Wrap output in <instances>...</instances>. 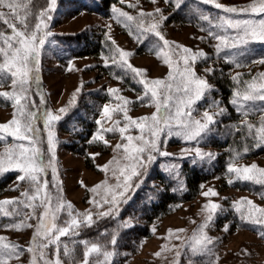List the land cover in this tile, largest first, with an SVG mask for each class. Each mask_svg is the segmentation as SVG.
I'll list each match as a JSON object with an SVG mask.
<instances>
[{"label": "rangeland", "instance_id": "374dc122", "mask_svg": "<svg viewBox=\"0 0 264 264\" xmlns=\"http://www.w3.org/2000/svg\"><path fill=\"white\" fill-rule=\"evenodd\" d=\"M115 1L106 8L100 7L99 3L103 5L97 0H55V5L48 12L51 19L45 17L47 27L43 31L50 35L45 37V43L41 48L38 73L40 81L38 90L43 94L44 103L41 104L40 96L36 95V85L32 88V99L36 101L41 112L51 111L53 114L60 115L61 119L54 121L51 125L56 141L54 166L57 178L53 181V172L49 167L45 174H42V179L46 178L49 182L47 191L53 197V206L56 205L58 197L63 204L72 205L73 215L90 212L93 217L92 225L81 226L77 229V235H66L60 238L58 243L62 264H82L85 246L81 243V252L75 248V245L81 241H86L89 245L101 246L102 252L114 253L106 264H264V235H262L264 225L252 224L242 219L234 207L241 199H247L258 207L264 208V198H262L264 185L237 180L234 173L227 171L229 165L232 164L236 167L255 164L258 168L264 169V147L261 150L256 149L247 157L243 155L226 157L225 167L214 166L212 169L216 160L224 159L223 153L226 151V148L217 147L214 144L216 137L219 136L217 131L219 130L218 133L226 137H231L238 127H234V121L230 119L224 97L210 79L215 69H221L225 65L226 74H230L233 78L238 76V80L234 79L236 86L229 97L230 103L235 98V93L243 92L247 84L254 81L258 84L264 83V78L260 76L264 73V63H261L264 61V42H250L247 45H241L238 49H225L217 55L215 45L219 41L208 34L211 30L219 35H235L233 29H228L225 33L213 27L221 17L233 20H260L264 19V14L227 13L223 8H216L214 3L205 4L202 0H181L178 7L176 0H168V2L156 0L155 3L152 0ZM50 2L51 0L49 4ZM215 2L225 7L239 9L246 7L253 0H215ZM129 5H136V7H129ZM48 7L49 5L46 9ZM157 8L161 10L159 14L156 13ZM114 9L127 12L133 17H138L141 11L154 13L155 19L145 17V26L158 20L161 14L166 17L159 27L161 34L169 41L170 49L166 51H170L171 54L172 51L188 48L192 52L203 51L207 56V59H198L193 67L196 75L206 79L213 90L206 92L204 97L193 105L192 117L201 119L206 110L214 114L218 111L217 105L226 111L223 115L215 116L216 123L210 125L212 130L207 134H202L197 140L186 141L182 136L168 137L162 133L160 151L167 152L169 155L153 153L155 160L148 165L146 170H140V176L132 178L131 187L125 192L124 197H118V212L100 217L98 213L108 211L110 207L109 204L104 203V199L111 200L114 193L124 191L123 187H117L118 184H123L124 177L120 176L117 165L110 162L114 159L120 160V167L129 163L123 160V150H117L115 147L117 144L126 143L121 139L118 131L102 133L104 139L108 141L107 144L104 141L93 139L101 131V125L104 128L111 127L114 120L120 119V126H123L122 114H113L112 120L102 118L105 105L116 107L121 103L108 90L118 89V95L131 101L128 105V114L134 119L150 117L156 111L155 106L151 104L150 97L138 100V97L144 93L143 85L139 83L140 78L134 77L130 71H125L112 63L111 56L115 48L119 47L131 53L127 58L129 63L141 70L144 73L142 78L149 81L161 79L168 83L170 82L169 73L175 74L176 69L175 64L170 68L164 63L163 57L157 55L163 47V42L159 41L158 37L152 33L141 35L135 28V21L128 22L124 17H119L121 22L118 23L116 19L118 13L114 12ZM0 11L7 12L8 10L0 9ZM201 16H208L212 24L201 19ZM13 22L18 24L17 21ZM29 24L32 27L35 25L31 20ZM0 30L8 35L11 34V30L7 29L3 23H0ZM138 35L141 36L139 41L136 39ZM88 42L94 44L93 50L88 46ZM106 58L108 59L107 66L105 65ZM172 58L174 61L179 59L177 56ZM179 63L182 68L183 61ZM208 68L214 71L208 74L205 71ZM9 83L6 82L3 87H0V91H11ZM246 104L253 106L245 109L248 111L247 116L231 103L234 110L239 113L241 122L247 120L259 125L261 116L264 115V101H249ZM12 105L11 100L0 97V124L10 122L14 118ZM60 109H66V111L60 112ZM73 111H76L77 115L70 122L68 119L62 123ZM97 120H100L101 124H98ZM82 121L88 122L89 127L87 123L82 125ZM36 124L41 130L42 142L38 146L44 150L47 161L51 158V154L47 152V133L44 130L43 120H37ZM63 125H70V130L66 131ZM130 134L136 136L139 135V131L133 128ZM0 135L4 134L0 133ZM17 143L21 142L14 141L10 136L6 137L5 140L0 141V151H3L5 145L12 146ZM22 143L27 144L26 141ZM197 148L206 154L203 159L196 156L195 149ZM186 149L188 151H185ZM207 154H211L212 158H209ZM88 157L90 159H87ZM187 159L193 163L199 162L201 164L199 170L203 173L207 172L208 178L204 180L193 199L178 204L175 210L155 222L152 234L142 239L135 252L121 251L116 244L110 243L114 236L117 240V231L110 236V240L97 242L80 238L83 229L96 227L101 220L116 218L120 222L118 218L124 206L134 191L145 183L154 168L163 172L167 182L171 177L178 179L181 164ZM21 174L18 170L0 173V202L17 201L16 204L5 207L9 212L16 208L22 213L18 216H4L0 213V237L6 238V242L10 244L18 245L21 251L19 259L13 258L9 264H32L34 256L36 264H44V259L54 261L57 245L49 244L47 248L41 249L39 245L47 243V240L42 237H36L35 241L33 240L43 208L37 207L34 212L35 218H33V210L24 206L25 197L22 193L30 192L31 189L29 181L17 179ZM230 180L231 183H229ZM181 181L180 186L185 188L182 178ZM222 181H225L223 188L221 187ZM98 185L100 187L97 191H92ZM209 189L217 195L205 196L203 193L208 192ZM94 202H99L102 207H98ZM34 203L39 205L40 201L37 200ZM209 203L220 205V209L213 214L211 222L204 229L205 234L212 241L207 246L210 251L193 254L188 247L182 245H186L200 225L205 223L209 214L205 205ZM237 215L248 225L240 223L241 219L239 220ZM45 219L50 221V217ZM69 220L68 211L65 209L57 214L55 224L57 227H65L67 226L65 222ZM20 223L31 224L32 227L25 226L20 230L6 227ZM106 230V228L103 229V232L108 233ZM64 245H67L71 252L68 256L64 255ZM29 247H33L34 252L27 251ZM177 250L180 252L178 258ZM41 251L44 259H40ZM104 261L102 254H92L89 257V264Z\"/></svg>", "mask_w": 264, "mask_h": 264}, {"label": "snow or ice", "instance_id": "6c2138e0", "mask_svg": "<svg viewBox=\"0 0 264 264\" xmlns=\"http://www.w3.org/2000/svg\"><path fill=\"white\" fill-rule=\"evenodd\" d=\"M123 2V0H121ZM153 3L156 0H152ZM168 2V0H166ZM177 7L181 0H176ZM203 3H214L216 8H223L227 13H248L251 12L256 15L264 14V0H253L252 3L243 8L225 7L220 3H216L215 0H202ZM32 0H0V9H7L8 11H0V22L6 25L7 29L11 30V34H6L5 31L0 30V87H3L6 82H10L9 86L11 91H0V97L13 102L14 118L10 122L0 124V141L6 139V137H12L14 141H20L21 143L14 144L12 146L5 145L3 151H0V173L9 170H18L22 173L17 177L19 181H29L31 191L22 193L25 197L24 206L31 208L34 212L37 207H42L43 212L40 216V223L36 228V237H42L47 240V243L39 245L41 249L47 248L49 244L57 245V254L54 261L44 259V254L41 251L40 259H44V264H62L59 254V241L60 238L66 235H77L81 226H91L93 223V217L90 212L88 213H76L73 215L72 205H67L59 201L57 197V203L55 206L52 204L53 197L50 192L47 191L48 180L42 179V174H45L46 169L51 167L53 172V181H56V169L55 162V135L52 131L51 125L54 121L61 119L60 115L53 114L51 111H40L36 105V101L32 99L33 85L37 86L36 95L40 96V103H44L43 94L39 92V70H40V53L41 48L45 43V37L50 33L44 32L43 29L47 27L45 23V17L51 19L48 16V12L51 11L55 5V0H51L48 9L40 11L36 17L38 22L34 27L29 24V17L32 15L29 5ZM129 7H136V5H129ZM160 9H156V13H160ZM114 12L118 13L116 19L117 22H121L119 17L126 18V21H135V28L143 35L144 33H152L159 38V41L163 42V47L157 52L158 56H162L164 63L170 68L176 65L175 74L169 73V81L166 83L164 80H147L142 78L144 73L133 67L128 57L131 55L128 51L122 50L116 47L111 61L117 67L130 71L134 74V77H139V83L143 85L144 93L138 97V100H144L145 97H150L151 104L155 106L156 111L150 117H143L140 119L132 118L128 112V105L131 103L128 99L118 95V89H109L108 91L115 96L121 103L116 107H110L105 105L103 107V119L112 120L113 114H122L123 126L121 127V120L116 119L113 121V126L104 128L101 125V131L96 134L94 140L104 141L103 132H119L122 140L126 143L117 144L115 147L117 150H123V160L129 163L120 167V160H115L110 163H115L120 176L124 177L123 184H118L117 187H123L124 191L114 193L111 200L104 199V203L109 204L108 211L99 212L100 217H105L118 212V197H124L125 192L131 187L130 181L133 177L141 175V169L146 170L148 165L155 160L153 153L159 152L160 155H169L167 152L160 151V136L165 134L168 137L172 135L182 136L186 141H194L200 138L202 134H207L212 129L210 125L216 123L215 116L223 115L226 109L217 105L218 111L214 114H210L208 110L204 111L201 119H194L192 117L193 105L200 101L206 92L212 91V86L204 78L198 77L194 71V64L198 59H207L206 54L203 51L192 52L188 48H181L179 51H166L170 49L169 41L159 31L160 24L166 17L160 15L159 19L148 26H145V17H151L155 19L154 13H145L141 11L138 17H133L127 12L119 9H114ZM201 19L212 21L208 16H201ZM13 21H17L14 23ZM19 25V26H18ZM213 27L220 29L223 32H227L228 29L235 30V35H219L209 30V36L219 41L215 45L216 53L219 55L225 49H238L241 45H247L250 42L260 41L264 42V19L251 20V19H237L219 18V22ZM131 34V30H130ZM140 35L136 37L139 41ZM115 42L113 41V44ZM179 47V46H177ZM173 56L179 57L174 61ZM183 61L182 68L180 67V61ZM235 62V61H231ZM264 63V61H261ZM105 65H108V59H105ZM237 66L238 62H237ZM208 74H211L214 69H205ZM261 78H264V73L260 74ZM238 80V76L234 77ZM79 91V89H78ZM175 93V95H174ZM264 101V83H256L255 81L247 84L246 89L241 92L235 93V98L231 100L233 105L237 106L238 111H242L245 116L248 115L247 107H253L247 105L246 102L252 101ZM215 103V102H214ZM151 106V105H150ZM60 112H65L66 109H60ZM37 120H43L44 130L47 133L46 143L47 152L51 154V158L45 160V152L38 145L42 142L40 138V128L37 127ZM98 124H101L100 120H97ZM244 128L247 129L248 134L253 136L256 141L255 147H264V115L261 116L259 125H253L245 120L243 122ZM135 128L139 131V135L133 136L130 134L131 130ZM239 130V129H237ZM126 133H129L126 135ZM254 133V135H253ZM26 141L27 144L22 143ZM185 151H188L187 149ZM248 149L245 148V152ZM196 156L203 159L205 153L201 152L199 148L195 149ZM209 158H212L211 154H207ZM227 171L234 173L235 178L241 181H251L255 184L264 185V169L258 168L257 165L252 164L250 166L236 167L234 164L229 165ZM130 173V174H129ZM115 175V171L113 173ZM232 181L230 180L229 183ZM100 186L93 188L92 191H97ZM111 191V189H109ZM205 196H216L217 193L209 189L208 192L203 193ZM264 198V196H262ZM39 200V205L34 202ZM92 202V201H90ZM17 201L5 200L0 202V213L4 216L21 215L22 213L13 208L11 212L6 209V205H14ZM98 207H102L99 202H94ZM237 212L240 213L241 218L252 223L264 225V208L258 207L251 200L241 199L234 205ZM208 210V216L205 223L200 225L198 231L189 238L186 246L193 254H200L208 249V245L212 243L211 239L207 237L204 229L207 228L208 223L211 222L213 214L220 209V205L216 203H209L205 205ZM67 210L70 217L69 221H66L65 227H57L55 220L57 214L62 210ZM50 217V221H46L45 218ZM32 227L31 224L25 225L24 223L13 224L6 227L15 228L20 230L23 227ZM227 230V228H225ZM183 231V230H179ZM55 233V235H53ZM264 235V233H262ZM179 238V237H177ZM85 246L84 258L82 264H89V257L92 254H102L105 258L104 262H98V264H106L111 256L112 252H102L101 246L97 244L89 245L86 241H81ZM112 245L116 244L115 236L111 239ZM29 252H34L33 247L27 249ZM71 252L67 245H64V255L68 256ZM21 251L18 245L10 244L6 242V238L0 237V264H9V261L13 258L19 259ZM157 255H160L157 253ZM177 258L180 256L179 250L176 251ZM32 264H36L35 256Z\"/></svg>", "mask_w": 264, "mask_h": 264}, {"label": "trees", "instance_id": "16d2710c", "mask_svg": "<svg viewBox=\"0 0 264 264\" xmlns=\"http://www.w3.org/2000/svg\"><path fill=\"white\" fill-rule=\"evenodd\" d=\"M97 1L102 3L103 6L99 3L100 7L106 8L111 3L113 4L116 2L115 0ZM48 5L49 0H32V3L29 5L32 12L29 20L35 24L38 21L36 18L38 12L46 9ZM88 44L90 49L93 50L94 44L89 42ZM225 67L226 65L222 66L221 69H215L214 73L211 74L210 79L221 91L222 96L224 97L225 106L228 108L227 110L230 114V119L231 121H234V127H238L239 130H237L231 137H226L223 134L218 133V130L217 134L219 136L216 137L214 144L217 147L226 148V151L223 153L224 159L233 155H243V157H247L258 148L254 146L256 141L253 139L252 135L248 134L247 129L243 126V122L240 121L239 113L234 110L229 101L230 95L234 92L236 81L230 74L225 73ZM76 115V111H73L62 123L66 122L68 119L70 122V120ZM81 123L82 125H84L83 123H87V126L89 127L88 122L82 121ZM253 125L258 126L256 123H253ZM63 126L66 131L70 130V125ZM245 148L248 149L247 152H245ZM262 148L263 147H260L258 150H261ZM87 159H90V157ZM224 159L216 160L212 169L214 166L221 168L225 167V162L227 160ZM200 165L199 162L193 163L189 159L184 160L179 169L178 179H175L176 177H171L172 179L170 178L167 182L165 181V175L163 172L154 168L147 177L145 183L134 191L128 203L124 206L123 211L118 218L120 222L116 218H106L101 220L100 224L96 227H87L83 229L80 238H87L97 242L106 239L110 240V236L117 231V248L121 251L130 253L135 252L139 248L142 239L149 237L152 234L154 230L153 225L156 221L168 215L172 210H175L178 204L191 200L197 195L202 183L208 178L207 172L203 173L199 170V167H201ZM181 178L186 188L183 187L184 190L180 186V182H182ZM171 183L173 185H171ZM221 187H225V181H222ZM239 220L237 222H239ZM240 223L246 224L242 219L240 220ZM105 228L108 233L103 232V229ZM81 247V243L75 245L77 251H80Z\"/></svg>", "mask_w": 264, "mask_h": 264}]
</instances>
